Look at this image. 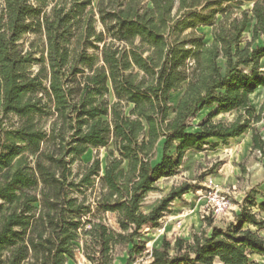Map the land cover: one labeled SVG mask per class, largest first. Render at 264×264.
Listing matches in <instances>:
<instances>
[{
  "label": "trees",
  "instance_id": "obj_1",
  "mask_svg": "<svg viewBox=\"0 0 264 264\" xmlns=\"http://www.w3.org/2000/svg\"><path fill=\"white\" fill-rule=\"evenodd\" d=\"M230 1L0 0L1 112L20 120L17 128L0 129V201L14 205L0 224V250L10 249L4 264H66L81 236L89 264H112L115 246L131 244L124 263L130 264L144 249L134 242L141 230L157 227L191 189H171L142 213L156 183L174 174L187 150L199 151L209 140L226 144L260 122L264 102L255 113L249 97L264 87V43L253 45L264 37V0H249L250 14L235 16ZM251 22V39L240 47ZM200 26L211 28L209 43L195 33ZM26 34L37 38L24 49L19 42ZM109 92L111 104L101 101ZM205 108L214 110L189 132ZM232 111L230 122L213 120ZM35 117L53 119L48 132ZM160 140L161 156L152 164ZM251 142L263 153L259 133ZM109 143L104 168L96 158L68 180L69 162ZM95 187L93 205L86 204L82 189ZM253 193L224 228L209 221V233L163 238L147 264H250L251 254L264 256V237L245 227L264 225L250 210ZM104 212L116 215L118 231L93 220Z\"/></svg>",
  "mask_w": 264,
  "mask_h": 264
},
{
  "label": "rangeland",
  "instance_id": "obj_2",
  "mask_svg": "<svg viewBox=\"0 0 264 264\" xmlns=\"http://www.w3.org/2000/svg\"><path fill=\"white\" fill-rule=\"evenodd\" d=\"M93 5L98 0H92ZM239 2V3H235ZM235 15H239L242 10L249 12L253 6V1L249 0H232L227 3ZM221 19V15L217 16V20ZM252 22L249 24L242 35V42L240 47L245 45L247 40L251 39ZM96 29L100 30L101 26L97 23ZM196 34H203V40L209 43L212 40L211 28L208 26H200L195 30ZM34 34H26L19 42L24 49L28 48L29 42L36 40ZM264 37L260 35L258 40L253 44H263ZM90 54H97L93 50L88 51ZM223 65V61H219ZM260 70L264 71V58L260 60ZM38 65H33L30 68L31 72H36ZM248 71V70H246ZM182 91L171 94L170 104L175 107ZM103 102L111 104L115 101L111 92L105 94L101 99ZM1 96H0V129L12 130L20 125V120L15 115H8L4 117L1 112ZM251 107L255 113L264 102V87H258L249 97ZM213 108H205L192 118L188 124L187 130L194 132L198 129L201 121L207 119L209 114L213 112ZM236 113L234 111L220 114L213 118L214 121L222 120L230 122L234 119ZM170 118L173 114H170ZM53 119L51 117H35L34 123L36 126L43 128L48 132L50 123ZM257 132L264 140V110L261 115V120L258 123H250L247 130L239 137L230 139L226 144L217 142L216 140H209L199 150H187L184 153L181 164L175 170L174 174L168 178H162L156 183V190L148 192L142 202L140 211L147 213L153 206H155L163 197H165L171 189L178 188L182 185H190L191 189L183 194L180 198L175 199L168 211L165 212L159 220L157 227L145 226L141 230V236L135 239L137 244H144V249L137 255H132L133 260L130 264H147L149 262V254L152 249H158L163 238L174 239L175 237L190 238L193 234H200L202 231L210 232L208 222L211 226L224 228L229 222L234 220V216L240 211V206L244 203L246 194L254 191L253 203L254 206L250 208L258 220L264 221V208L260 204L264 203V148L263 153L257 150H252L251 137L253 132ZM163 140H160L156 148V156L152 160V164L156 163L161 156ZM45 148V146L43 147ZM112 149V144L109 143L106 147H89L87 151L81 156L74 158L69 162L70 176L68 180H75L77 173L83 170V167L91 163L94 159L100 160L101 167L104 168L108 150ZM174 148L172 149V152ZM34 157L29 156L28 165L33 166ZM216 187L217 190L229 198L230 208L220 216H212L211 212L206 207V193L210 185ZM41 185H38L35 193L38 192ZM86 196V204L93 205V199L97 195L96 187L93 190L82 189ZM72 197L81 198L76 194H71ZM0 224L2 216L10 212L14 205L0 201ZM248 205V203H245ZM34 215L38 214L39 205L34 204ZM101 220L113 231H118L119 227L116 223V215L110 212L95 213L94 221ZM250 228L254 233L264 237V225L261 228L253 226H245ZM88 227H86L87 229ZM74 256L68 258L66 264H89L83 255L82 236L75 241ZM131 244L117 245L114 248L112 264H124L127 259V250ZM10 255V249L4 248L0 250V264H4ZM250 264H264V256L251 254L249 256Z\"/></svg>",
  "mask_w": 264,
  "mask_h": 264
},
{
  "label": "built area",
  "instance_id": "obj_3",
  "mask_svg": "<svg viewBox=\"0 0 264 264\" xmlns=\"http://www.w3.org/2000/svg\"><path fill=\"white\" fill-rule=\"evenodd\" d=\"M209 190L206 193V207L211 212L212 216H220L224 214L230 208L229 198L221 194L219 190L216 189L212 182L207 187Z\"/></svg>",
  "mask_w": 264,
  "mask_h": 264
}]
</instances>
